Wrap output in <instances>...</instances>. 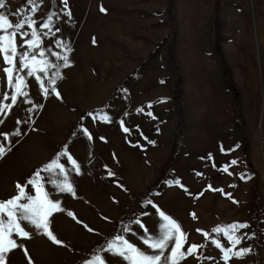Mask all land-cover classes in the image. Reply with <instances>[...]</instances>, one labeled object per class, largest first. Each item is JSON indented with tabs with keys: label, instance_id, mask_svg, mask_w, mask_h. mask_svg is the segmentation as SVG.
Instances as JSON below:
<instances>
[{
	"label": "rangeland",
	"instance_id": "rangeland-1",
	"mask_svg": "<svg viewBox=\"0 0 264 264\" xmlns=\"http://www.w3.org/2000/svg\"><path fill=\"white\" fill-rule=\"evenodd\" d=\"M4 2L0 14L13 24L34 20L42 42L29 49L27 23L15 38L13 76L24 77L28 95L14 105L0 54V133H21L0 159V201L19 195L17 184L35 196L28 180L65 150L80 168L60 156L75 196L43 181L65 210L50 218L62 243L21 220L31 238L13 233L18 247L4 253L6 264H86L96 256L130 264L109 245L122 236L155 254L142 240L164 223L157 208L185 234L182 251L200 246L180 264H264V0ZM50 16L51 30L43 27ZM41 50L37 59L56 67L28 76L43 65L24 68L20 54ZM233 223L249 226L235 233L242 242L234 250L250 251L225 261L213 241L232 242L213 230Z\"/></svg>",
	"mask_w": 264,
	"mask_h": 264
},
{
	"label": "snow or ice",
	"instance_id": "snow-or-ice-1",
	"mask_svg": "<svg viewBox=\"0 0 264 264\" xmlns=\"http://www.w3.org/2000/svg\"><path fill=\"white\" fill-rule=\"evenodd\" d=\"M31 2L34 3L35 0H31ZM63 3L65 4V7H67V0H63ZM4 7H6L4 0H0V9ZM101 10L103 11V9ZM67 15L71 16V12L68 11ZM26 23L33 28L31 33L32 39L26 41V43L29 49L34 53V50L39 47V44L42 42L40 39V34L35 29L36 22L31 18L26 17L24 22H17L13 24L7 15L0 14V33H3L0 35V54H3L5 62L10 65L9 68L5 69V72L7 73L8 86L14 88L16 93L11 97L13 105L16 103L18 96L28 95V93L24 91V89L27 88V82L24 77L14 78L13 76V72L16 70L14 60L17 56L15 38L18 33L20 35H25L24 33L20 32V30L24 28ZM43 27L51 30L53 27L51 16L48 18V22L43 24ZM62 44V41L57 42V46H62ZM29 55L30 53L28 52L20 54V59L24 62V68H29L30 64L43 66L39 67L38 69L35 67L31 68L27 73L28 76H33L37 70L47 74V70L49 68L56 67L47 60L37 59V55L41 58L45 56V52L43 50H41L39 53L32 54L31 59H29ZM61 58L65 61L64 66H68V57H60L57 54V59ZM59 76L60 74L57 71L56 77ZM36 79L40 82V87L43 91V94L47 96L49 89L44 86L43 80H41L40 76L37 75ZM50 83L53 86V90H55L56 79H50ZM55 94L57 97H59V92H56ZM30 102L31 101H29V103ZM9 107L10 106L7 105L4 106V108ZM149 107H151V105H149ZM2 110L3 109H0V111ZM138 111H143V109H139ZM149 115H151V113H149ZM96 118H99L105 122H110V118L106 114H97V117H94V119ZM121 125L123 127V121H121ZM123 130L125 132L129 131L127 128H124ZM83 131L86 135H88V138L91 139V134L88 133V130L84 129ZM20 135L21 133L19 131L13 133H0V136H3V141H0V159H3L4 156L7 155V153L12 149V141L10 137ZM60 156H66L74 166V170L79 173L80 168L76 160L71 157L67 150H65L64 152L60 153L58 157L51 163L45 165L43 169L34 173L33 177L28 180L27 183L35 188V196L29 195L27 193L26 186L17 184L19 195L7 201H0V264H6L4 253L12 251L18 247L16 241L12 239L13 233L22 238H31L30 232L26 230V226L21 225V220L33 225L36 229L43 230L44 234L47 235L53 243L58 245L62 243L51 230L50 218L54 213L63 212L65 210L61 208L58 201H53L50 199V194L49 192L45 191L43 183V181L46 180L47 183L53 185L59 192H67L75 196V189L72 183L68 180V174L65 171L64 165L59 163ZM235 163L236 161H232V164ZM223 170L227 172L228 167L225 166ZM41 172L48 173V177L45 178L41 176ZM58 176H63V179L59 180L57 178ZM21 200H26L27 202L20 203ZM157 212L164 223L161 225L158 234H153L152 236L142 240V243L155 254H149L122 236L116 237V240L119 241V244L113 242L109 245L108 251H111L113 254L129 261L130 264H180L181 260L185 259L187 256L193 255V253H195L200 246L191 245L187 252L182 251L181 249L183 247V243L186 241V236L181 231L179 224L158 208ZM67 214L69 216H74V214L71 212H68ZM135 223L137 225L143 226L140 220H136ZM248 227L249 226L244 223H233L231 225L218 227L213 230L215 233L225 235L232 242V248H224V246L219 241H213L216 243L218 248H223V259L225 261H228L233 256L243 257L250 251V249L247 248L239 251L234 250L235 247L242 242V237L237 236L235 233L239 229ZM89 231H91V229H89ZM145 231H147V229H145ZM203 234L205 237H209V233L205 232ZM170 245L173 246L170 248ZM169 252L170 254H166ZM86 264H106V261L104 258L96 256L94 260L87 261Z\"/></svg>",
	"mask_w": 264,
	"mask_h": 264
}]
</instances>
